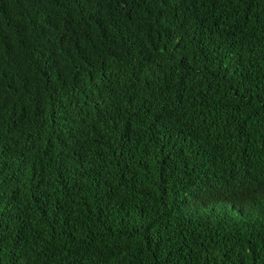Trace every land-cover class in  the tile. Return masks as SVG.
Returning <instances> with one entry per match:
<instances>
[{"label":"trees","instance_id":"16d2710c","mask_svg":"<svg viewBox=\"0 0 264 264\" xmlns=\"http://www.w3.org/2000/svg\"><path fill=\"white\" fill-rule=\"evenodd\" d=\"M0 264H264V0H0Z\"/></svg>","mask_w":264,"mask_h":264}]
</instances>
